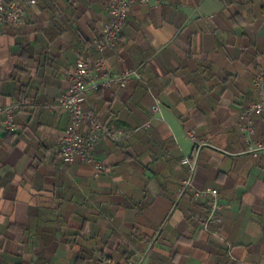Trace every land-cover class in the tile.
I'll use <instances>...</instances> for the list:
<instances>
[{"label": "crops", "instance_id": "1", "mask_svg": "<svg viewBox=\"0 0 264 264\" xmlns=\"http://www.w3.org/2000/svg\"><path fill=\"white\" fill-rule=\"evenodd\" d=\"M110 1L38 0L19 28H0V108L32 102L11 132L0 112V264H128L148 239L144 264H264V152L246 153L239 131L264 72V0H135L105 56L112 74L140 79L85 104L122 138L95 147L98 167L70 166L58 145L69 118L47 106L97 57ZM254 120L264 143V115ZM188 131L203 143L193 183L220 192L230 252L201 231L206 200L175 203Z\"/></svg>", "mask_w": 264, "mask_h": 264}, {"label": "built area", "instance_id": "2", "mask_svg": "<svg viewBox=\"0 0 264 264\" xmlns=\"http://www.w3.org/2000/svg\"><path fill=\"white\" fill-rule=\"evenodd\" d=\"M38 0H0V28L9 25L19 28L27 8L36 6ZM145 4L148 0H139ZM135 0H111L108 5L109 18L103 25L99 38L94 40L97 52L95 59L87 56L81 58L73 67L67 77V88L60 93L55 102L47 109L51 112L66 113L69 125L66 132L59 139L58 145L64 161L68 165H74L76 161L98 167L93 152L95 147L103 141H119L122 136L105 127L85 104L90 95L100 90L112 87L125 88L132 79H140L137 70L126 69L120 75L111 73L107 63L106 53L114 51L120 40L122 29L127 21V15ZM254 91L258 100L240 111V134L247 145L246 153L257 159L264 152V143L256 139L255 118L264 115V72H259L252 80ZM32 106L29 100L21 99L16 104L1 109L6 116L5 130H14V113L21 108ZM160 102L155 100L153 112L159 111ZM85 126V135L81 133V127ZM186 136L194 148L190 156L183 158V164L187 168V178L180 184L176 195L177 204L187 193H191L194 200H206L207 209L200 219L201 231L219 240L230 252L231 246L221 236L220 228L223 223V204L221 194L217 189H199L193 183V177L199 159L203 143L192 132H186ZM155 239L145 241V247L141 252H135L133 259L128 264H144L153 248ZM95 264H118L108 259H100Z\"/></svg>", "mask_w": 264, "mask_h": 264}, {"label": "trees", "instance_id": "3", "mask_svg": "<svg viewBox=\"0 0 264 264\" xmlns=\"http://www.w3.org/2000/svg\"><path fill=\"white\" fill-rule=\"evenodd\" d=\"M100 91H102V90H100ZM100 91H98V92H100ZM98 92H96V93H98ZM96 93H95V94H96Z\"/></svg>", "mask_w": 264, "mask_h": 264}]
</instances>
